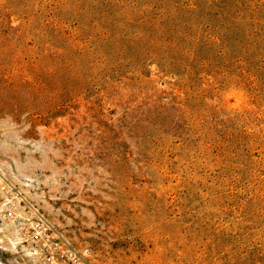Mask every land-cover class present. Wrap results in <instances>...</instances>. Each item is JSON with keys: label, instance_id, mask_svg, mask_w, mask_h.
Returning <instances> with one entry per match:
<instances>
[{"label": "rangeland", "instance_id": "rangeland-1", "mask_svg": "<svg viewBox=\"0 0 264 264\" xmlns=\"http://www.w3.org/2000/svg\"><path fill=\"white\" fill-rule=\"evenodd\" d=\"M151 2L0 0V264H42L21 235L34 210L91 264H244L218 222L264 200V142L247 137L264 139V105L170 63L130 18ZM55 17L72 42L21 37Z\"/></svg>", "mask_w": 264, "mask_h": 264}, {"label": "trees", "instance_id": "trees-1", "mask_svg": "<svg viewBox=\"0 0 264 264\" xmlns=\"http://www.w3.org/2000/svg\"><path fill=\"white\" fill-rule=\"evenodd\" d=\"M148 6L150 12L143 9L130 18L154 23L161 32L156 39L167 47L165 58L170 63L178 61L183 70L198 67L212 78L222 76L244 90L253 104L264 105V0H152ZM49 29L66 41L73 37L70 24L56 17L35 28L36 34L30 30L21 37L37 38ZM51 48L52 44L48 53ZM260 132L264 138V129ZM253 134H247L249 143L264 142ZM236 196L230 195L232 201ZM240 199L220 207L218 224L239 261L264 264V229L258 236L253 231L256 219L262 217L264 223L263 197ZM249 204L256 206L251 217L252 209L246 211Z\"/></svg>", "mask_w": 264, "mask_h": 264}, {"label": "built area", "instance_id": "built-area-1", "mask_svg": "<svg viewBox=\"0 0 264 264\" xmlns=\"http://www.w3.org/2000/svg\"><path fill=\"white\" fill-rule=\"evenodd\" d=\"M6 214L9 217L13 216L11 209H8ZM32 216L34 218L28 224L32 230L22 227V240L42 264H91L87 259L88 249H78L73 246L37 211L34 210Z\"/></svg>", "mask_w": 264, "mask_h": 264}]
</instances>
